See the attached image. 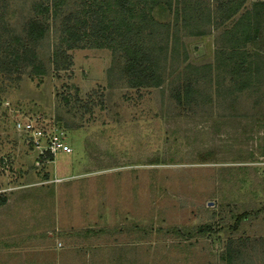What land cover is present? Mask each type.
<instances>
[{"label": "rangeland", "instance_id": "374dc122", "mask_svg": "<svg viewBox=\"0 0 264 264\" xmlns=\"http://www.w3.org/2000/svg\"><path fill=\"white\" fill-rule=\"evenodd\" d=\"M75 1L44 13L50 0H0V264H264V5L236 14L258 10L246 48L263 55L260 87L187 105L174 88L189 64L214 63L234 20L202 17L222 0H188L185 22L152 10L148 47L176 26L180 38L157 86L132 85L123 49L54 53ZM32 18L48 24L25 44L40 73L27 59L9 70L10 34Z\"/></svg>", "mask_w": 264, "mask_h": 264}, {"label": "trees", "instance_id": "16d2710c", "mask_svg": "<svg viewBox=\"0 0 264 264\" xmlns=\"http://www.w3.org/2000/svg\"><path fill=\"white\" fill-rule=\"evenodd\" d=\"M50 1V4L41 9L42 12H50L51 8L56 12L69 0ZM176 1L173 8L172 0H76V7L65 19L60 44L55 47L54 53L58 52L57 49L63 44L69 49L84 39H91L93 46L109 45L113 49H123L125 55L123 73L128 76L132 85H160L164 81L162 63L168 55L178 51L179 29L176 26V31L172 35L168 33L163 36L158 32L160 41L157 42L159 44L155 43L158 47L154 50L148 47L151 41L148 36L151 32L146 34L144 31H149L147 28L158 22L152 15V10L158 5L163 4L171 8L175 20L180 17L184 22L188 20L186 18L189 17L188 0ZM244 1L222 0L217 5L221 17L212 15L210 10L206 16L202 15L207 21L216 22L218 26L234 20L221 32L219 40L223 42L221 47L215 50L214 63L189 64L186 67V71L191 73L189 76L185 75V79L173 91L178 103L187 105L205 103L226 92L230 95L260 87L262 80L258 77L261 71L260 59L262 60L263 55L259 51L250 53L246 48L247 43L256 38L260 20L258 10L247 9L236 16ZM255 4L264 5V1H256ZM200 12L203 13V10ZM2 20L0 14V35L2 29L3 33L6 30V24ZM205 23L204 21L196 26V34L206 33V28H201ZM47 29L48 24L44 20L32 18L27 22L25 36L10 34L11 39L8 42L10 49L6 48L8 52L3 56L9 57L11 61L9 64L12 68H8L9 70L16 67L20 60L27 59L31 61L33 72L40 73L41 61L37 60L35 51L25 44L31 40L42 39ZM2 47L0 38V51H4ZM3 62L0 56V65Z\"/></svg>", "mask_w": 264, "mask_h": 264}, {"label": "built area", "instance_id": "2783aa9c", "mask_svg": "<svg viewBox=\"0 0 264 264\" xmlns=\"http://www.w3.org/2000/svg\"><path fill=\"white\" fill-rule=\"evenodd\" d=\"M53 145H50L51 149H54V147H57L58 145L61 146V148L65 151H69L71 149V147L67 144V143H60V142H56L52 141Z\"/></svg>", "mask_w": 264, "mask_h": 264}]
</instances>
